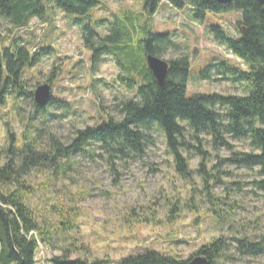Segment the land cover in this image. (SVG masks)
Wrapping results in <instances>:
<instances>
[{"label": "rangeland", "instance_id": "rangeland-1", "mask_svg": "<svg viewBox=\"0 0 264 264\" xmlns=\"http://www.w3.org/2000/svg\"><path fill=\"white\" fill-rule=\"evenodd\" d=\"M98 1L94 19H113L126 10L143 13V0ZM77 18L48 7L42 19H33L25 29L9 31L0 20L2 46L22 38L29 44L30 53L44 46L52 49L39 64L24 72L27 91L33 97L21 98L14 108L12 101L0 108V147L7 145V131L20 134L35 117L34 93L44 84L51 87L53 98L70 106V112L50 107L47 121L39 117L35 122L40 123L45 134L49 132L65 143L76 131L102 123L114 103L131 97L116 84L118 69L113 61L103 58L95 71L91 69V54L80 31L85 21L76 22ZM152 18L153 30L169 32L180 46L167 49L162 59L169 61L183 54L191 57L187 97L244 95L243 85L228 79L229 74L226 77L217 73V67L210 72L216 81L203 75L210 65L222 62L246 70L209 34L213 27H221L230 37H236L238 12H207L206 18L199 21L189 8L178 10L164 1ZM52 72L55 77L51 85L47 81ZM146 135V148L140 156L132 152L123 160L109 159L99 146H93L88 149L90 155L73 156L68 179L50 182L48 177H32L40 190L33 203L43 223L53 229L47 245L38 243L36 264H56L54 259L63 256L74 261L82 255L115 264L145 249L187 260L200 247L221 237L227 238L230 245L227 264H264V253L240 255L236 249V240L244 237L264 242V192L257 187V169H239L225 161L230 152H250L247 142L227 138L231 146L227 150L214 149L207 136L202 137V145L188 139L191 147L182 149L190 164L187 174L180 175L161 131L152 130ZM197 148H202L205 155L199 154ZM200 163L206 174L199 171ZM205 177L210 178L211 194L205 187ZM211 201L218 204L225 218L220 226L210 212ZM59 214L70 220L63 230L55 227Z\"/></svg>", "mask_w": 264, "mask_h": 264}, {"label": "trees", "instance_id": "trees-1", "mask_svg": "<svg viewBox=\"0 0 264 264\" xmlns=\"http://www.w3.org/2000/svg\"><path fill=\"white\" fill-rule=\"evenodd\" d=\"M164 1L178 10L189 8L194 19L199 21L206 18L207 12L240 14L235 24L236 37H230L221 27H213L209 34L246 70L222 62L210 65L203 75L210 80L212 68L217 67V73L226 77L229 74L228 79L243 85V96L214 93L187 97L191 57L185 54L167 61L170 67L166 85L159 87L147 67V55L162 58L167 49L180 48L169 32L157 33L153 30L152 17ZM99 3L98 0H0V20L4 21L9 31L25 29L33 19H42L48 7L64 14H75L78 17L76 22L85 21L79 29L84 46L91 54V69L95 71L103 58L110 59L118 69L116 84L131 95L114 103L112 111L99 125L76 131L70 142H62L49 132L45 134L40 123L35 122L39 117L47 121L51 115L48 111L50 107L63 108L66 114L70 112L67 103L55 98L45 108L32 103L35 117L27 123L23 132L7 131V145L0 147V264H36L38 243L47 245L52 235L53 229L43 223L37 205L33 203L40 190L32 177H48L50 182L68 179L73 156L90 155L88 149L93 146H99L109 159L123 160L129 158L132 152L140 156L146 148L147 132L159 130L173 156L175 170L180 175H186L190 163L183 156L182 148L187 150L191 147L188 139L202 145V137L207 136L211 138L214 149L224 147L227 150L231 149L227 138L247 142L250 152H230L225 161L239 169H257V187L264 192L262 6L255 0H240L228 5L215 0H143L142 14L126 10L114 15L113 19H94L93 10ZM3 41L0 34V108L9 101L13 102L14 108L21 98L33 97L27 91L25 70L39 64L52 49L44 46L37 53H30L29 44L24 43L22 38L11 40L7 47L2 46ZM54 77L52 72L47 83L52 85ZM98 81L94 80V83ZM214 81L211 79V82ZM197 151L205 155L202 148H197ZM199 171L206 174L203 163H200ZM209 180L205 177L204 182L211 194ZM209 209L220 226L225 221L222 210L214 201H211ZM58 218L55 227L63 230L62 226L66 228L70 220L63 214H59ZM229 247L227 238L221 237L200 247L187 260L145 249L115 264H190L194 257H203L208 264H227ZM236 249L240 255H260L264 253V242L256 243L244 237L236 240ZM54 262L114 264L107 259L89 260L85 255L74 261L63 256L54 259Z\"/></svg>", "mask_w": 264, "mask_h": 264}, {"label": "water", "instance_id": "water-1", "mask_svg": "<svg viewBox=\"0 0 264 264\" xmlns=\"http://www.w3.org/2000/svg\"><path fill=\"white\" fill-rule=\"evenodd\" d=\"M222 5L232 4L235 1L240 0H215ZM261 6L264 12V0H255ZM146 64L154 79L158 83L160 88H164L166 85V79L169 71V63L163 59H160L154 55H148L146 57ZM53 99L52 90L48 84L39 86L34 93V103L39 108H45ZM190 264H208L207 260L203 257H197L191 261Z\"/></svg>", "mask_w": 264, "mask_h": 264}, {"label": "bare ground", "instance_id": "bare-ground-1", "mask_svg": "<svg viewBox=\"0 0 264 264\" xmlns=\"http://www.w3.org/2000/svg\"><path fill=\"white\" fill-rule=\"evenodd\" d=\"M148 56V55H147ZM197 258V257H196Z\"/></svg>", "mask_w": 264, "mask_h": 264}]
</instances>
